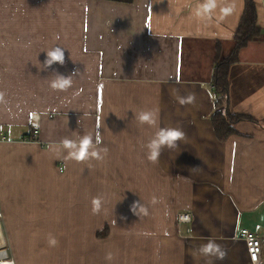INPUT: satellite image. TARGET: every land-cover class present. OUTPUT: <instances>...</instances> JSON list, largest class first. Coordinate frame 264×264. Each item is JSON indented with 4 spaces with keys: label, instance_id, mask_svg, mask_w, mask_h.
Returning <instances> with one entry per match:
<instances>
[{
    "label": "crops",
    "instance_id": "0c3cea01",
    "mask_svg": "<svg viewBox=\"0 0 264 264\" xmlns=\"http://www.w3.org/2000/svg\"><path fill=\"white\" fill-rule=\"evenodd\" d=\"M253 1L263 38L239 51L228 95L230 112L252 121L235 124L237 134L221 142L211 123L214 62L234 48L247 0H215L202 10L205 0H0L7 233L60 216L74 228L51 237L76 241L77 255L99 253L93 264H204L191 250L209 237L227 250L215 264H252L239 236L247 229L264 246V0ZM57 46L64 64L42 70L45 51ZM54 71L77 73L72 86L53 90ZM173 88L194 94V104L180 105ZM148 110L156 126L138 122ZM159 127L181 128L186 140L153 163L145 145ZM86 135L101 138L103 159L68 158L62 142ZM181 212L192 216L190 237L178 225ZM106 225L107 238H98ZM51 248L27 257H48L58 249Z\"/></svg>",
    "mask_w": 264,
    "mask_h": 264
},
{
    "label": "clouds",
    "instance_id": "9594fccd",
    "mask_svg": "<svg viewBox=\"0 0 264 264\" xmlns=\"http://www.w3.org/2000/svg\"><path fill=\"white\" fill-rule=\"evenodd\" d=\"M215 0H205V3L198 6V10L207 9L211 6H214ZM46 52V59L43 65H40L42 70H47L51 68L53 64L59 63L64 64V51L62 47H53ZM77 73L72 75L65 76L58 72L54 71L52 79L50 82V87L53 90L66 91L72 86L73 77ZM172 94L178 101L180 105L194 104L195 95L190 93L187 96L179 95V90L173 88ZM0 93V97H2ZM137 120L141 125L156 126L157 117L156 114L151 111H140L137 115ZM186 140V134L181 128L173 127H159L155 132L154 136L147 142L145 145L147 149V158L149 161L156 163L162 153V151L167 148L168 150H175L178 148V141ZM101 138L96 136L95 141L91 135H86L79 137L78 139H65L62 142V149L68 151V158L74 159L77 162L87 161L90 158H96L97 160L103 159L100 154V151L97 150V146L101 143ZM104 153H107V149L102 150ZM99 201H94V204L98 205ZM140 207V204L133 205V211L136 212V209ZM93 211H98V207L94 208ZM49 245L55 246L57 240L54 237L49 238ZM191 255L194 259L199 260L203 259L204 264H215L217 260H224L227 256V250L217 242L215 238L209 237L205 243H201L198 247H194L191 250ZM105 259L111 261L113 259V253L108 252L105 256Z\"/></svg>",
    "mask_w": 264,
    "mask_h": 264
},
{
    "label": "trees",
    "instance_id": "16d2710c",
    "mask_svg": "<svg viewBox=\"0 0 264 264\" xmlns=\"http://www.w3.org/2000/svg\"><path fill=\"white\" fill-rule=\"evenodd\" d=\"M112 1V0H109ZM123 3H131L133 0H113ZM247 10L238 28L234 48L227 57L215 59L212 83L214 89V111L211 117V123L219 141L223 142L231 136L237 134L235 124L243 121H252L245 115L234 114L230 112L229 106V74L231 66L238 61L239 51L248 46L251 41H259L263 38V32L257 25L256 7L253 0H247ZM109 229L106 226L104 230L97 235L98 238L106 239Z\"/></svg>",
    "mask_w": 264,
    "mask_h": 264
},
{
    "label": "rangeland",
    "instance_id": "374dc122",
    "mask_svg": "<svg viewBox=\"0 0 264 264\" xmlns=\"http://www.w3.org/2000/svg\"><path fill=\"white\" fill-rule=\"evenodd\" d=\"M71 210V209H69ZM67 210V212H69ZM17 221L18 225H24L26 222ZM49 221L45 225H31L24 228L17 227L9 228L10 233H7V240H14L11 246H14L17 253V264H93L94 261H100V254H75L76 253V241H70L68 239H62V241H57L58 246H50L48 237H51L55 231H67L71 228V225L63 223V218L60 216L53 218H46L45 222ZM107 226V225H106ZM108 227V226H107ZM74 227L71 228V231ZM102 228L101 230H104ZM186 229V227H185ZM12 231V233H11ZM42 233V234H40ZM46 234V235H43ZM59 233L58 236H60ZM63 235V233H62ZM25 236H29L30 239H34L31 243H25L22 241ZM43 236L46 237L47 241L43 240ZM57 236V235H56ZM10 237V238H9ZM90 241V240H88ZM10 244V241H9ZM14 244V245H13ZM10 246V247H11ZM58 247L56 250H50L48 257H27L33 250H42L45 248ZM72 247V248H71ZM91 249V246L88 247ZM81 251V249H79Z\"/></svg>",
    "mask_w": 264,
    "mask_h": 264
},
{
    "label": "built area",
    "instance_id": "2783aa9c",
    "mask_svg": "<svg viewBox=\"0 0 264 264\" xmlns=\"http://www.w3.org/2000/svg\"><path fill=\"white\" fill-rule=\"evenodd\" d=\"M38 132H34L32 134V138L34 141L37 138ZM31 140V139H30ZM24 141H29V137H25ZM3 212L0 211V264H15L14 257L11 253V247L9 244V241L7 240V231L4 227L3 222ZM178 225L185 226V234L190 237L191 234V224L193 222L192 216L189 212H181V214L178 215ZM239 239L244 242L245 247H247V252L249 259L252 264H263L262 261V254H263V242L261 238L253 233L252 231H249L247 229L241 230V234L239 236Z\"/></svg>",
    "mask_w": 264,
    "mask_h": 264
}]
</instances>
